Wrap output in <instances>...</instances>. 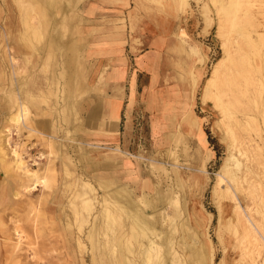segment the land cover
I'll use <instances>...</instances> for the list:
<instances>
[{"label":"rangeland","instance_id":"rangeland-1","mask_svg":"<svg viewBox=\"0 0 264 264\" xmlns=\"http://www.w3.org/2000/svg\"><path fill=\"white\" fill-rule=\"evenodd\" d=\"M8 1L13 2L11 28L20 45L29 47L24 51L32 54L38 47L47 46L37 75L47 77L44 81H57L61 103L70 99V88L75 91L74 95L80 93L82 50L77 43L75 12L84 0ZM228 2L231 0H187L183 12V22H188L190 27L186 41L204 70L196 93L197 111L204 116L210 143L216 151L205 169L208 183L204 194L202 192L203 200L201 196L205 213L213 218L209 226L197 228L188 216L187 195L192 190L175 165L157 160L143 163L154 185L149 192L137 196L82 172L73 184L67 185L64 199L56 205L55 220L45 214L49 205L48 192L42 191L44 197L39 199L34 192L41 184L27 196L20 194L27 201L22 214L17 213L16 217L12 210H7L5 219L0 217V220H8L0 225L5 240V262L2 264H198L192 259L196 249L206 256L212 252V262L207 258L204 264H264V0H238L231 8L219 10L230 5ZM1 25L3 29L4 24ZM181 35L186 36L183 29ZM7 46L6 39H0V60L6 61V65H0L3 85L0 89V134L9 129L8 148L17 150L29 169L50 175L46 169V147L25 143L27 122L19 131L10 122V116L21 101L28 71L26 66L23 70L20 68L22 64L15 69V65L7 61ZM227 47L231 50L230 60L225 62L227 67L218 78L215 92L221 91L227 76L238 80L232 89L223 84L225 107L240 121L239 127L229 128L230 118H225V124L214 96L204 91L215 64L229 51ZM9 57L16 62L15 57ZM44 64L46 75L41 69ZM193 76L198 82L197 73L193 72ZM233 133L239 138H234ZM177 146L179 148L180 143ZM28 149L34 153L40 149L41 153L34 156ZM9 155L14 156L13 153ZM6 166L0 154V176L1 173L9 175L8 180L18 186L20 180L11 174L21 176L24 170L6 169ZM231 167L234 175L229 176L227 168ZM74 168L67 166L70 180ZM238 204L256 232L248 229L245 218H239ZM163 213L174 217L170 220ZM108 215L113 220L109 224ZM151 221H155V232L146 229ZM254 233L258 240L254 239ZM152 239L155 250L152 248L148 256L145 246ZM16 243L20 245L15 248ZM73 250L75 256L70 254Z\"/></svg>","mask_w":264,"mask_h":264},{"label":"crops","instance_id":"crops-1","mask_svg":"<svg viewBox=\"0 0 264 264\" xmlns=\"http://www.w3.org/2000/svg\"><path fill=\"white\" fill-rule=\"evenodd\" d=\"M11 3L0 0V27L4 24L0 39L5 38L8 45L7 61L13 56L15 69L22 64L20 68L26 66L28 71L21 92V101L30 109L24 135L27 145L46 147L52 186L39 185L34 191L38 199L44 197L42 191L48 192L46 216L56 218V205L64 199L67 185L82 172L134 196L149 192L154 183L143 163L157 160L178 168L192 190L187 195L188 216L197 228L209 226L213 218L205 213L201 196L203 200L208 183L205 169L216 151L204 116L197 111L196 93L204 70L186 41L190 29L189 23L183 22L187 0L79 3L75 27L82 50L79 72L83 81L80 93L74 95L70 88V99L63 103L57 81H44L47 77L37 75L47 46L32 54L24 51L29 47L20 45L11 28ZM3 63L6 65L0 60V65ZM41 69L46 75L45 64ZM193 72L199 77L195 85ZM2 86L0 82V89ZM73 96L76 99L72 101ZM28 153L35 156L41 151L28 149ZM67 166L75 167L71 180ZM11 176L20 180L18 186L8 180L9 175L0 176L2 219L7 210L14 216L22 214L27 201L20 194L27 196L32 191L28 186L34 179L26 172ZM3 237L0 228V264L5 262ZM71 253L75 256L74 250Z\"/></svg>","mask_w":264,"mask_h":264},{"label":"bare ground","instance_id":"bare-ground-1","mask_svg":"<svg viewBox=\"0 0 264 264\" xmlns=\"http://www.w3.org/2000/svg\"><path fill=\"white\" fill-rule=\"evenodd\" d=\"M240 1V0H239ZM223 2H225V1H223ZM230 5H227V6H223L222 8L223 9H221V7L219 8V10H227V9H229V8H231L230 6L231 5H235V4H237L238 3V0H231V3L230 2H228ZM225 4V3H224ZM237 10V9H236ZM235 20V18L233 19V21ZM229 47V46H228ZM227 47V48H228ZM228 50L229 51H227V53H226V55H225V57L223 58V59H221V60H219L216 64H215V67H214V69H213V71H212V76L211 77H209L208 78V80H207V83H206V85H205V87H204V91H205V93L206 94H209L210 96H211V94L214 96V98H215V101H216V103H217V105L221 108V112H222V116H223V120L225 121V118H230V119H228L230 122H231V124H227L226 123V121H225V124H227V126H228V128L229 127H234V125L236 126V127H239V125H240V121L238 120V119H236L234 116V114H233V112L230 110V109H228L227 107H225L226 106V100H225V97H224V94H225V87L227 88V87H231L230 89H232V87H233V85H235L236 83L235 82H237L236 81V79L234 78V76L232 77L229 73H228V75H230V76H227L225 79H224V83H225V87L223 86V84H222V87H221V91L219 90V91H217V92H215L216 91V86H217V81H218V78H219V76H220V74L222 73V70H226V67H227V65L225 64V62H228L229 60H230V56H231V50H230V48H228ZM12 57H9V62H10V64L11 65H15V63L16 62H13L12 61V59H11ZM200 60H202V58L200 57ZM16 68V67H15ZM224 74V73H223ZM237 78V77H236ZM192 80H193V83H194V85L195 84H197L198 82H197V77L196 76H192ZM191 114V113H190ZM29 115H30V109H29V107H28V105L27 104H25L23 101H20V103H19V106H18V108H17V110H16V112H14L11 116H10V122L12 123L13 122V124L12 125H14L15 127H16V129H17V131H19V129L21 128V126L23 125V124H25L27 121H28V118H29ZM238 116V115H237ZM243 120V119H242ZM244 121V120H243ZM48 123H50V122H48ZM32 125V124H31ZM49 126V125H48ZM54 129V128H53ZM231 131V130H230ZM50 133V132H49ZM232 135H235V137L234 138H239V136L238 137H236V133L234 134H232ZM9 140H10V136H9V129L7 130V129H5V130H3L2 132H1V134H0V154H1V161L3 162V164H4V166L5 165H7L6 166V169H7V167L9 168V169H15V170H24V172H26L27 173V175L29 176V178L30 179H34L33 180V183H31L29 186H28V188H29V190H34L39 184H41V186H43L44 188H50L52 185V181H53V178L50 176V175H48V174H44V175H39L38 174V171L36 170V171H31L29 168L30 167H28V165H26L25 164V161L23 160V157L21 156V154H19L18 152H17V150H13L12 148H8V146L10 145L9 144ZM234 141V143L236 144V142H235V140H233ZM237 141V140H236ZM6 142H8V144H6ZM245 142V141H244ZM52 144V143H51ZM239 145H240V143H239ZM237 146V145H236ZM241 146V145H240ZM246 146V145H245ZM234 148V147H233ZM242 148V147H241ZM239 149V148H238ZM246 151V150H245ZM10 153H13V155L14 156H12V157H10ZM241 153V152H240ZM243 153H245L244 152V150H243ZM246 154H247V152H246ZM230 157V156H229ZM232 157V156H231ZM232 159H235L234 158V156L232 157ZM235 163H236V161H235ZM226 164V163H225ZM225 164H224V168H225ZM237 165V168H241L240 167V164H236ZM227 173L229 174V176L230 175H234L233 173V167H231V168H227ZM229 178H231V177H229ZM22 180V179H21ZM85 185V184H84ZM118 188V187H117ZM116 188V189H117ZM37 190V189H36ZM118 190H120L119 188H118ZM160 192V191H159ZM85 196V195H84ZM126 196V195H125ZM233 196V195H232ZM160 198H162L161 196H160ZM169 199V198H168ZM128 200H130V199H128ZM160 200V199H159ZM91 201V200H90ZM123 201V200H122ZM124 201H125V199H124ZM132 201V200H131ZM149 201V200H148ZM178 202V201H177ZM240 202V201H239ZM128 205V204H127ZM155 205V204H154ZM89 206H91V205H89ZM150 206V205H149ZM153 206V205H152ZM124 208V207H123ZM237 208H238V210H237V212H238V216H239V218L240 219H242V218H245V222H246V225H247V227H248V229L249 230H254L255 231V228H254V224L253 223H251L249 220H248V218H246V214H245V212H244V215H243V212H242V210H243V208H242V206L241 205H237ZM106 209V208H105ZM156 210V209H155ZM133 211V210H132ZM105 212H106V210H105ZM165 212V211H164ZM106 213H108V212H106ZM163 214H165L166 215V213H163ZM104 215V214H103ZM106 215V214H105ZM168 216L170 215V214H167ZM167 215L165 216V217H167ZM173 216V215H172ZM171 217V216H170ZM170 217H167V218H170ZM174 217V216H173ZM173 217L172 218H170V220L171 219H173ZM111 219V220H107V222H108V224H109V222H112L113 220H112V218L111 217H109V215H108V218L107 219ZM165 219V218H164ZM166 221V220H165ZM155 222V221H154ZM154 222H148L149 223V225L147 224L146 225V227H148V228H146V229H152V230H154V232H155V223ZM187 222H189V220L187 221ZM3 223H2V221H0V225H2ZM146 224V223H145ZM170 224H172V223H170ZM190 224V223H189ZM188 224V225H189ZM185 225V224H184ZM145 228V227H144ZM186 228H188L187 226H186ZM192 228V227H191ZM247 229V228H246ZM189 230V229H188ZM236 230V229H235ZM186 232H187V230H186ZM256 232V231H255ZM152 233V232H151ZM188 234V233H187ZM196 234V233H195ZM255 234V233H254ZM159 235V234H158ZM192 235V234H191ZM116 236V235H115ZM187 238V237H186ZM114 239V238H113ZM254 239L255 240H258V236L255 234L254 235ZM112 240V239H111ZM169 240V239H168ZM110 241V240H109ZM112 242V241H111ZM169 242V241H168ZM170 242H171V240H170ZM198 242V241H197ZM256 242V241H255ZM191 244V243H190ZM20 244H17L16 243V245H13L15 248L16 247H18ZM114 245V244H113ZM188 245V244H187ZM259 246V245H258ZM155 241H153V239L152 240H150L149 241V243L145 246V252H146V255H148V254H150V252L152 251V248L155 250ZM159 247V246H158ZM197 247V246H196ZM158 249V248H157ZM201 250H195V251H193V257H192V259L194 260V261H196L198 264H204V261L205 260H207V258L210 260V262H212V256H213V254H212V252L211 251H209L208 253H207V256H206V254L204 253V252H200ZM260 252V251H259ZM146 255H145V257H146ZM149 256V255H148ZM161 257V256H160ZM149 258V257H148ZM124 259H127V257H124ZM150 259V258H149ZM254 260V259H253ZM189 263V262H188ZM146 264V263H145ZM163 264H165L164 262H163Z\"/></svg>","mask_w":264,"mask_h":264}]
</instances>
